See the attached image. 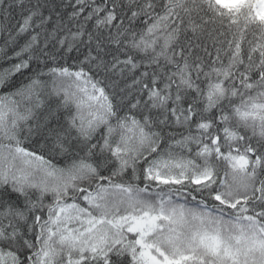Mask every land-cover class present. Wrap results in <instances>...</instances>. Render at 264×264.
<instances>
[{
  "label": "snow or ice",
  "instance_id": "6c2138e0",
  "mask_svg": "<svg viewBox=\"0 0 264 264\" xmlns=\"http://www.w3.org/2000/svg\"><path fill=\"white\" fill-rule=\"evenodd\" d=\"M0 264H264V0H0Z\"/></svg>",
  "mask_w": 264,
  "mask_h": 264
}]
</instances>
